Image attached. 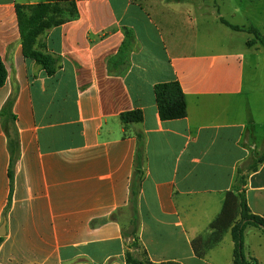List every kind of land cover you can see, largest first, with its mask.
<instances>
[{
    "label": "crops",
    "instance_id": "1",
    "mask_svg": "<svg viewBox=\"0 0 264 264\" xmlns=\"http://www.w3.org/2000/svg\"><path fill=\"white\" fill-rule=\"evenodd\" d=\"M45 1L0 0V112L13 99L19 143L11 167L0 117V264H126L128 251L153 264H232L229 232L203 258L192 242L227 192L264 219V46L250 38L235 50L250 34L222 23L254 27L244 0H76L77 17L36 41L52 72L23 56L15 13ZM169 83L186 116L162 121L154 87ZM132 111L142 122L123 125ZM243 250L264 264L260 229H245Z\"/></svg>",
    "mask_w": 264,
    "mask_h": 264
},
{
    "label": "trees",
    "instance_id": "2",
    "mask_svg": "<svg viewBox=\"0 0 264 264\" xmlns=\"http://www.w3.org/2000/svg\"><path fill=\"white\" fill-rule=\"evenodd\" d=\"M76 0H46L34 6L17 5L15 7L18 29L21 39L22 53L26 59L35 61L42 65L48 72L53 60L44 56L35 49L37 38L44 32L72 21L77 17L75 5ZM222 23L233 31L247 32L253 36L254 42L264 46V37L254 27L242 29ZM6 81V70L0 60V87ZM155 102L159 117L162 121L182 119L186 116V107L183 93L177 83L158 84L154 87ZM13 99H9L0 112L3 118V129L7 137L8 151L11 157V167L17 159L16 153L19 148L17 132L15 129V117L12 113ZM143 115L140 111L124 113L120 116L123 125L137 124L142 122ZM263 158L261 159V161ZM260 161V162H261ZM9 178L12 180L10 169ZM139 184L131 189V229L127 236L133 239L131 247L135 248V233L137 231L136 196ZM248 226L261 230L264 234V219L251 213L247 206L246 198L238 190L227 192L224 197L222 209L218 216L209 224V233L199 236L192 242L194 254L197 258H203L205 254L219 244L228 232L233 242L232 264H257L256 260H247L243 250L244 231ZM125 236V234H124ZM126 264H153L148 261L139 260L134 253L125 254ZM161 264H178L173 262Z\"/></svg>",
    "mask_w": 264,
    "mask_h": 264
},
{
    "label": "rangeland",
    "instance_id": "3",
    "mask_svg": "<svg viewBox=\"0 0 264 264\" xmlns=\"http://www.w3.org/2000/svg\"><path fill=\"white\" fill-rule=\"evenodd\" d=\"M223 8L224 9H229L230 7L224 6ZM241 11L242 12L246 11L247 15L252 16V21L254 22L253 24H255L254 27L257 28L258 31H260L261 33L263 32V34H264V31H262L263 28H264V0L257 1L255 4L253 3V0H244L242 2V5H241ZM246 20H247V18L244 19L241 16L238 19H235L234 22H236L238 24H241V25H246L247 24ZM256 26H259V27H256ZM213 34H214V37L218 36V38L221 35L220 33H217V32L213 33ZM222 38H224V37H222ZM250 38H253V36L252 35L250 36V35H247V34L246 35H242V36H238L236 38L237 39L236 41L241 42V45H239V47L237 45H235V47H234L235 50H240V49L244 50L245 48L243 47V45L245 44L247 39H250ZM249 57H251L250 54L246 55L247 60L250 59ZM259 80H261V83H260L258 88L259 89H264V64L262 65L261 70L258 73V81Z\"/></svg>",
    "mask_w": 264,
    "mask_h": 264
}]
</instances>
